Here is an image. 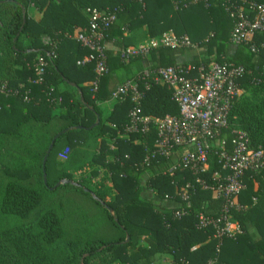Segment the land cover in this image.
Segmentation results:
<instances>
[{"label": "trees", "instance_id": "obj_1", "mask_svg": "<svg viewBox=\"0 0 264 264\" xmlns=\"http://www.w3.org/2000/svg\"><path fill=\"white\" fill-rule=\"evenodd\" d=\"M251 1L264 6V0ZM235 2L0 0V264H154L159 256L170 264H264V168L244 175L245 188L230 210L240 233L215 239V230L200 228L197 217L218 218L223 200L195 183L200 178L212 184L213 173L220 172L215 157L209 156L202 175H164L170 161L152 157L156 128L124 132L133 107L130 97L111 102L107 113L104 106L119 86L135 81L142 116H175L170 93L164 87L146 88L143 71L230 63L243 69L238 85L249 95L232 105L219 138L230 152L238 132L247 149L264 151V34L254 38L255 52L249 44H230L229 11ZM87 10L116 18L101 42L106 71L100 76L94 72L95 60L79 64L91 54L76 41L88 29ZM139 29L148 38L166 33L187 38L194 48L158 45L121 57L132 45L129 34ZM192 52L196 59L180 62ZM38 58L46 62L43 84L33 83ZM49 87L50 97L45 94ZM50 98L60 102L51 104ZM90 140L98 141L91 162L104 169L111 187L91 191L83 181L55 187L71 181L72 161ZM25 141L28 148L21 152L9 146ZM187 183L195 190L182 200ZM88 201L97 209L96 220L111 226L115 238L102 237L92 227L80 210ZM72 218L81 224L73 226Z\"/></svg>", "mask_w": 264, "mask_h": 264}, {"label": "built area", "instance_id": "obj_2", "mask_svg": "<svg viewBox=\"0 0 264 264\" xmlns=\"http://www.w3.org/2000/svg\"><path fill=\"white\" fill-rule=\"evenodd\" d=\"M229 11L232 18L230 44L233 46L249 44L251 52L257 47L254 38L264 34V6L251 0H236ZM228 10V9H227ZM88 29L77 34L76 41L88 49L91 54L79 62L95 60L94 72L100 76L106 71L104 65V47L101 42L104 32L116 20L114 14L87 10ZM162 45L166 47H191L187 38L177 39L171 33L163 34L147 48L125 49L121 57L143 54L149 48ZM46 62L38 58L34 64L36 78L34 84H43ZM244 75L241 67L230 63L210 64L208 67L174 66L157 69L154 72L143 71L142 80L149 86L164 87L170 93V100L176 106L175 116L166 115L155 119L141 115L142 95L137 82L126 81L110 94L109 102L129 96L133 104L129 112V122L125 128L126 136L144 134L152 125L156 128L155 151L158 156L169 160L170 164L163 171L164 175L173 176L177 171H188L192 175H202L208 171L209 156L213 155L220 166V172L212 175V184L200 178L195 183L205 191L214 192L223 200L218 218L199 214L200 228L211 226L215 230L214 238H232L239 234L237 225L232 221L230 210L235 207L238 194L244 190L243 178L246 173L264 168V151L250 150L245 146L244 135L235 132L237 140L230 152L219 138L220 132L227 128L229 111L239 99L242 90L238 81ZM94 89L96 83H92ZM53 88L45 94L51 96ZM27 99L25 98L24 101ZM53 102H60V99ZM112 149V147H110ZM224 173V174H223ZM194 187L187 183L183 188L182 200H186Z\"/></svg>", "mask_w": 264, "mask_h": 264}, {"label": "rangeland", "instance_id": "obj_3", "mask_svg": "<svg viewBox=\"0 0 264 264\" xmlns=\"http://www.w3.org/2000/svg\"><path fill=\"white\" fill-rule=\"evenodd\" d=\"M246 95H249V94L242 92V94L240 95L239 98H241L242 96H246ZM106 108H107L106 109V113H107L108 110L110 109V107L108 106ZM9 142H11V141H9ZM9 146L17 147L20 152L23 149L28 148V144L26 141L23 143L14 142V143L10 144ZM97 147H98V141L97 140H90L88 142V144H86L85 146L80 148V151H79L80 153H78V155H76V160L72 161V163L76 167V169L72 172L71 182L74 184H77V182L83 181L86 184V186H88L89 190H91V191H95V190L99 189L100 187H106V188L111 187L110 180H109L107 174L105 173L104 169L101 166L93 165L91 162L93 155L97 153L96 152ZM59 156H60V154H59ZM62 157L63 156L61 155V159H62ZM9 161H10L9 158H7L4 160V163H7ZM79 166H80V168H79ZM94 173H96V175H93ZM63 181H60L59 183H61V185H62ZM58 192H60V191H56V193H58ZM112 195H113V192L111 193V196L109 198H107V200H106L107 202L112 199ZM89 204H91V203L88 201L86 205H84L82 208H80V210H82L86 213L87 218L91 221L92 227L93 228L95 227L97 229L96 231H97L98 235L105 237V238H115L116 234L113 232L114 229L111 226L107 225V223L101 222V220H99V219L96 220L94 215H95L97 209L92 205L90 206ZM67 207L71 208L73 212L76 210V208H74V206H72V205H68ZM78 212H79V210H78ZM81 222H82L81 220H78L76 218H74V219L72 218L70 223L73 226H75V225H80ZM138 245L139 246H146L143 241H139ZM154 264H170V259L168 257H165V256H159V257H157V259H155Z\"/></svg>", "mask_w": 264, "mask_h": 264}, {"label": "crops", "instance_id": "obj_4", "mask_svg": "<svg viewBox=\"0 0 264 264\" xmlns=\"http://www.w3.org/2000/svg\"><path fill=\"white\" fill-rule=\"evenodd\" d=\"M129 36L131 37L132 45L130 47H128V49L147 48L150 46L151 42L156 41L158 39V38H148L146 36L145 31H143L142 29H139L137 31H134L133 33H130ZM105 48L113 49V47L111 45H106ZM197 57H198L197 53L192 52V53H189V54L185 55L184 57L180 58V62H187V61H190L192 59H196ZM104 106L110 107L111 102L105 103ZM64 159H66V158L64 157Z\"/></svg>", "mask_w": 264, "mask_h": 264}, {"label": "water", "instance_id": "obj_5", "mask_svg": "<svg viewBox=\"0 0 264 264\" xmlns=\"http://www.w3.org/2000/svg\"><path fill=\"white\" fill-rule=\"evenodd\" d=\"M95 125H98V121L96 122ZM57 138H58V136H56V137L52 140V142H51V144H50V146H49V148H48V150H47V154H46L45 158L43 159V166H44L45 160H46V158H47V156H48L50 150L52 149V146H53V144H54V142H55V140H56ZM45 181H46V178H45V174L43 173V182H44V184H45ZM68 183H69V184H74V183H72L71 181H68V180H65V181L62 182V184H68ZM60 184H61V183L56 184L55 187L59 186Z\"/></svg>", "mask_w": 264, "mask_h": 264}]
</instances>
